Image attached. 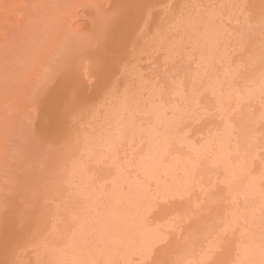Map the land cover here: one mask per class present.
I'll return each mask as SVG.
<instances>
[{
	"label": "bare ground",
	"instance_id": "bare-ground-1",
	"mask_svg": "<svg viewBox=\"0 0 264 264\" xmlns=\"http://www.w3.org/2000/svg\"><path fill=\"white\" fill-rule=\"evenodd\" d=\"M4 1L5 0H2V2ZM167 1L168 0H74L73 8H68V5L67 8L62 11H78L80 9V11H88V13H90V19L84 22V24H77L75 26L69 25V32L72 34L71 36L76 46H80L92 38H99L97 42H99L100 45L96 51L95 58L98 57L99 61H104V52L108 50H110L112 54L122 52V54H125L123 49L129 47L131 50L138 48L139 51L140 49L146 48L147 51V48L151 44L153 46L155 43L153 40L154 37H152L153 35H151L150 38V33L153 30L149 32V35H146L148 33L144 34V37L139 35L143 40L138 38V40L134 42L132 38H130V40L133 41L132 44H122V42H119L121 40L118 39L119 37L116 38L113 36L103 41V37H100V30L105 27L104 24L107 21L104 17L105 11H145L146 14H144L143 18L141 17L140 22L143 26L146 19L150 17L148 11H160V13L157 14L156 12L153 13L155 21H160V18L163 16V18H165V14L161 16V12L165 11L167 8L168 4L166 5V3H169ZM177 1L178 0H176V4H179ZM214 1L216 0L207 2ZM217 1L220 2L221 0ZM223 1L224 0H222V2ZM2 2L0 3L2 4ZM67 2L65 3L66 5ZM178 2H180V0ZM222 2H220L219 7V3L216 2V8L218 7V10L215 13L209 10L208 3L207 7H205L208 10L205 9V11H208L207 13L210 11L211 15H206V21H200V31L196 28L198 27L196 24L201 17L198 16L199 18H197V21L195 20L196 24L194 22L193 24L190 23L191 26L195 25V29L198 30L196 32L194 28L190 27L191 31L194 30V33L196 32V35L193 33L195 36L193 41H191L193 35H191L192 38H189L190 34L188 33L190 29L188 32L186 31L187 28H184L185 22H187L185 21L186 19L182 18L185 24L181 22L182 26L184 25L181 27L179 26L180 17H177L179 18V22L174 18L179 28H183L182 34L186 36L185 39L187 37L189 40L191 39L190 42L183 40L184 45H182V47H184L182 49L184 51L183 54H181V58H183L182 61L185 62L184 59L186 58L183 57L185 54L187 57V53L184 54L185 50H195L196 45H198V52L200 53L201 51V53L194 54V51L193 54L190 53L191 55H188L189 58L186 60L188 62L187 65H185V69L189 75V79L187 78L186 82H183V85L172 84L171 81H169V84H172L171 88L174 90L173 92L169 91L171 88L168 84V91L172 94H167V96H169V98L166 99L167 103L164 102L163 97L158 94H153L151 92L138 93L137 95H141V99L144 100L140 107L145 105V100L149 102H146L147 105L149 104V107H146V105L145 107L148 109L145 110L144 115L141 112L140 114L142 115L137 117L135 115L138 114H136L135 111V114H133L131 110L132 104L137 98L135 99V96H132V94H125L128 89L125 87L127 85L124 83L126 82L125 79L128 74L127 68L123 66L124 71L126 69L125 77H116V79L118 78L117 80L110 77L109 79H114L115 83L111 82L112 79L110 81L109 79L107 80L109 81L107 83L108 85L106 83L104 85L108 87L111 82L113 85L111 84L110 88L113 90V94H111L109 98H106L107 103L104 105L106 109L104 108L99 111L97 116L99 122L103 124L105 122V127L101 123L102 126H98V128L95 126L94 129L96 128L95 130L97 132L93 131V133L96 132V137L94 138V134L92 133V138L87 134L88 130L91 131L93 129H91V126L89 129L87 125L89 123H85V125H87L86 128H88H80L81 130H78L79 133L77 136L75 135L76 137H73V142L71 138V144L67 151H65L67 161L60 165V167H53L54 163L51 164L50 162L51 168L55 170L56 176L53 182L46 183L41 190L46 193V198L55 193L59 199L67 200L64 203V205L68 207L65 206L66 211H68V213L65 212V215L68 214L67 217L61 213L65 210H58L61 211L58 212L57 209L50 207L44 209L43 214L36 217L40 209L37 208V206L34 207V205L38 203L40 196L30 199L33 201L32 204H34V202L36 203L29 211H26V207L29 205V203L26 204L27 202L21 201L14 205V207L16 206L17 212L10 216L5 222L7 229L0 244V264H21V259L23 257L28 258L30 264H159L157 262L160 261V263H162L161 261L165 260L163 255H165L166 247L170 245L171 238L175 239L176 237L177 240H175L176 243H174V257L171 261L166 260L165 264H215V259L217 257L220 258L221 254L224 255L221 264H264V141L262 140L263 142H259L260 144L257 146L259 154L253 157L256 158V160L253 162H251V159L247 161L248 156L244 155L246 152L240 149L241 146L238 147L236 141V139H238L236 137L237 134L234 135L235 133H233L237 125H234L229 120V117H231L229 115L231 114L240 117L241 115L238 112H242L240 108H245V106L251 108L253 111L255 110V112L252 111L253 114L260 112L261 110L256 113V110L261 108V114L258 113L261 117L259 115L255 116V114L254 116L257 117L258 120L264 118V61H262L263 63L260 62L262 64L261 66H255L253 68L255 70L251 69L253 72L249 75L250 78L246 77L248 79H238V77H235V73L228 71L227 66L232 63L231 67H233V65L237 63L233 64L234 58L231 63L229 62V58L225 57L226 59H223V54L220 53L222 54V60L220 54H217L219 52L218 50L221 51L222 48L224 49L225 43H222L223 41L220 40L223 35L219 33L224 31V28H220V16H223V14L226 15L223 11L228 12L229 9H231L230 5L232 7V12L234 6L230 4L228 11H226L228 3L224 2L225 4H221ZM247 2H249L247 7L249 6L251 8L250 11L261 12L259 13V18L255 21L257 23V28L254 30L251 28L252 32H249L251 34L248 38L246 37L247 35L244 38L246 40V38L249 39L250 37V39L253 40V42L250 40L252 43L249 42L254 45V47L249 49L250 51H252V48H256L255 46L263 49L264 0H247L246 3ZM29 3L30 0H19L18 3L17 1L14 2L15 5H23L21 6L22 9L19 11H8L7 8H5L7 11H5V9L4 11H0V17H2L0 20L1 23L3 22L2 25H0V31H2L1 37H4H2L3 42H6L9 37L13 38L14 32H18L23 22L33 17V12L28 11L27 8ZM174 3L175 2H173L172 5ZM180 3H183V0ZM14 4L11 3V7L8 8L14 10ZM216 4L214 3L211 6L214 7ZM184 6H186V4ZM211 6L210 8L213 9ZM171 7H176V5L174 4V6ZM189 7L191 9L190 5ZM200 8H202V6ZM241 8L239 7V11H241ZM174 9H176L177 13L180 10H184L183 7V10ZM200 10L201 9L198 11ZM243 10L245 11V9ZM246 10L248 11L249 9ZM187 11H189V9ZM202 11L204 10L202 9ZM14 12H18L15 24L10 21V16L13 15ZM231 12L229 13L231 14ZM204 14H206V12H204ZM71 15L72 14L68 13L67 16L70 17ZM204 16L205 15H203V17ZM232 22L234 23V21ZM157 23H151L153 24V29ZM162 23L163 21H161V25ZM120 26L117 28L120 30L125 29V26ZM169 26L172 28V25ZM188 26L189 24L187 27ZM200 26H203V28ZM155 27H158V24ZM160 27L163 26H159V28ZM235 27L237 26L234 25V28ZM132 28L136 29L134 27ZM253 28L255 27L253 26ZM83 29L86 30L88 34H83ZM138 29L137 31H140V29ZM222 29L223 31H221ZM231 29H233V27ZM172 30L169 31L171 32ZM238 30L236 29L234 31ZM245 30L246 29H244V32L247 33L248 30ZM169 31L164 33L163 36L165 39L167 35L171 36L169 35ZM165 34L167 35L165 36ZM172 34L173 38H179L177 37V33L176 37H174L176 35H174V32ZM182 34L180 33L181 37ZM218 34L220 36H218ZM237 34L238 32L236 35ZM116 35L117 34H115V36ZM128 35L133 36L134 39L138 36H134V34ZM236 35L235 37L240 36ZM146 36H149V38L144 40ZM160 37L162 38L161 35ZM120 38H122L121 35ZM170 38L171 37L168 39ZM233 38L234 37H232V39ZM244 38L242 37V39ZM227 39L228 38H226V42ZM235 39L239 40V38ZM165 42H169V40ZM178 42L180 41L177 39V44H179ZM173 43L174 42H172V44ZM239 43L241 44V41L236 42V44ZM245 43H247V40L244 42V45ZM166 44L168 43H165V45ZM177 44L174 46L177 47ZM236 44H234V49H236ZM179 45L178 47L181 46ZM228 45L229 42L226 48ZM158 46L162 48L160 47V49H158V55L156 54V69L154 67L155 70L153 69L154 72L152 71L150 75L148 74L150 70L146 73L150 66L145 71V77H148L147 74L149 77L153 76L154 81L157 78L162 80L165 74L170 72L169 69L172 66L171 61L173 60L174 62V59L170 60V57L173 58V55L169 56L168 53V49L170 50L172 47L169 48L168 46L167 49L164 45L158 44ZM241 46L244 49L246 45L244 47L243 45ZM219 47L222 48L218 49ZM258 48L255 49L257 52L255 53L259 56L258 51L260 52V50ZM242 50L240 51L242 52ZM136 51L138 50L136 49ZM150 51L148 50V52ZM155 51L157 52V50ZM240 51L238 48L237 53L241 55H236V57L239 61H243L242 58L244 59V54L240 53ZM141 52L143 51L141 50ZM169 52L171 55V50ZM247 52L248 51H246V53ZM130 53L128 52L127 54L128 59L131 58V55L129 57ZM232 53L233 51L231 54ZM215 54L220 57H216ZM262 55L264 56V52ZM153 56H155V52ZM249 56L250 55H248V57ZM253 56L255 57L256 55L253 54ZM114 57L117 59L116 55ZM120 57L122 58V55H120ZM143 57L142 59L146 61L147 56H145L146 58ZM177 57L180 58L178 55ZM229 57L232 59V56ZM251 57L252 54L249 57L252 61L254 57ZM135 58L138 60L136 56ZM151 59H154V57ZM131 60L128 61L125 57L124 62L128 61L130 64L132 63ZM120 61H123V59H120ZM175 61L178 63L176 59ZM178 61L180 60L178 59ZM235 61L238 60L236 59ZM42 62L40 61L37 63V71L42 67ZM145 63L148 64L149 62ZM116 66L118 65L116 64ZM120 66L122 67V65ZM137 66L139 67L140 65ZM143 67H146V65H143ZM152 67L151 65L150 69H152ZM118 68L120 67L118 66ZM94 70L95 67L93 65L83 66L79 62L73 64L67 81L75 99H83L85 97L88 83ZM120 70L118 69V71ZM219 71H222L221 74ZM120 72L123 73V71ZM120 72L119 74L122 75ZM186 72L184 70L185 74H187ZM217 72H219L221 76H216V74H218ZM117 73L116 75H118ZM142 73L144 76L145 74L143 71ZM139 74L138 77L142 78ZM182 74L183 73H181V75ZM247 74H249V70ZM166 76L164 77L165 80L169 78V76L167 78ZM171 76H173V74H171ZM214 76L220 78L216 79ZM173 77L174 80L177 76ZM129 78L130 77H128V79ZM139 78L138 83L140 81ZM214 78L217 81H211L214 80ZM103 79L101 78L99 82H103ZM142 79H144V77ZM145 80L147 79L145 78ZM148 80H150V78H148ZM153 80H150V82L152 81V84H155ZM209 80L211 81L210 83L207 82ZM128 83L129 82H127V84ZM206 83H209L210 87L212 83V87L208 89L209 85L206 86ZM176 85L178 88H176ZM129 86L130 85L127 87ZM173 86L175 88H173ZM199 86H201L200 88L202 89L197 91ZM203 86L208 87L207 89L210 91L205 90L206 87L203 88ZM185 87L187 90H185ZM124 88H126V90H124ZM131 89L128 90V92L131 91ZM130 93H132V91ZM180 93L188 94V97L184 95L190 103L186 102L187 100L183 99ZM55 94L56 93L53 95L55 97L52 96L54 98V100L52 99L53 103L48 102L43 104H47L45 109L46 123L38 126L39 131L41 130L40 133H43V135L48 134H45V129H43L44 125L52 129L55 128L56 122L54 120L59 116L57 112L61 111L60 115H62V107L70 96L69 93L64 91ZM118 94L120 95L118 96ZM193 96L197 98L193 100ZM117 97H120L119 100H121L115 103L116 106L114 105L115 108L113 109L111 106L114 104ZM189 98L193 100L192 103ZM151 102L154 104L157 103L159 106H151ZM197 108L200 109V111L205 110L208 114L211 112L209 116L207 115L209 119L207 121L203 119L205 121L202 123L198 122L199 125L196 124L197 120L194 119L197 115H193L194 118L192 117L194 109ZM242 110L244 109L242 108ZM205 111L203 112L204 114L206 113ZM195 113L197 114V112ZM203 113L201 114L204 115ZM188 114L189 116H187ZM258 116L260 118H258ZM107 120H111V124H108ZM136 120L140 122V124H135ZM238 120H240V118ZM263 120L262 123H260L261 121H258V123L261 124L259 126L260 129L264 131ZM235 121L233 122L235 123ZM240 123L242 124V122ZM255 123L254 121L252 124L254 125ZM57 126L58 125H56V127ZM217 127H219V129H217ZM220 127L222 128L220 129ZM208 132L214 136H211ZM258 140H260V138ZM74 160H85V162H83L84 169L83 166L75 164L73 162ZM50 173H53V171ZM76 181L81 183L78 185V188L76 187L77 185H75L77 184ZM72 182L75 184L73 185ZM72 186L76 188L74 187L75 189H72ZM213 191L221 194L223 202L222 205L220 204V210L216 214H214V212V216H211V219L207 217L205 221H203L204 219H200L201 221L199 223L195 222L197 226L194 229L191 227V231H183L185 224L184 226L181 224L177 225L178 222L176 223L174 221L172 217L173 214L180 211H187L191 208L193 209V207L203 200L209 192ZM73 192L74 194H72ZM75 194L76 198H79L78 195L80 194L83 197L80 196V200H77L75 199ZM17 199H19V197ZM70 210H72V212ZM74 210L76 211L74 212ZM73 212V215L69 214ZM258 220H260V222ZM36 228H40V230L35 232L34 230H36ZM256 229L258 232H254ZM32 231L35 233H32ZM224 240H227L228 245L221 254H218L217 250L219 249V245H217V243ZM190 247L192 248L190 249ZM170 248H172V246ZM221 250L222 249H220L219 252H221Z\"/></svg>",
	"mask_w": 264,
	"mask_h": 264
},
{
	"label": "rangeland",
	"instance_id": "rangeland-1",
	"mask_svg": "<svg viewBox=\"0 0 264 264\" xmlns=\"http://www.w3.org/2000/svg\"><path fill=\"white\" fill-rule=\"evenodd\" d=\"M6 1L7 0L2 2V0H0V2H2V4L0 3V11H4L5 8H7L8 11H19L20 9H22V7H21V6H23L22 4H19V5L14 4V2H16V1L18 3L19 0H13V1L11 0L12 2L10 0H8L7 2ZM178 1H177V3H179V4H176V0H173V1L168 0L167 1L169 3H166V5L168 4L170 7L167 5V8L165 9V11L161 12V16H163V14H165V18H163L164 16L161 17L160 21H158V20L155 21V16H153V13L156 12V14H157V13H160V11L159 12L148 11V13H149L148 15H150V17H148L149 20H148V18L146 19V21L148 23L145 21V24H147V25H145L143 23L144 24L143 26H142V24H140V22H141V17L143 18L144 14H146L145 11H125V12H123V11H105L104 17L107 19V21L104 24L105 27L100 30V32H101L100 37H103L102 38L103 41L105 39H108L111 36H113L116 38L119 37L118 39L119 40L121 39L119 42L120 43L122 42V44L126 43L125 45H127L129 43L132 44L133 41L136 42V40H138V38L143 40V38L139 37V35L140 36L142 35V37H144L145 36L144 34L148 33L146 35H149V32H151L152 30H153L152 32L154 33V34L152 32L150 33V38H151V35H153L152 37H154L153 40L155 41V43L153 46L151 44L147 48V51H146V48L140 49V51L138 48H136L139 51L138 52V51H136V49L131 50V48L129 47V48L123 49L125 54H122L123 50L121 51L122 53H113L117 56V59L119 60V62L117 59H115L116 58V57H114L115 55H113L112 52H110V50L104 52V61H99L98 57L95 58L96 57V51L100 45V43L97 42L99 40V38H97V37L92 38L89 41L84 42L80 46H76L74 44L73 38L71 36L72 34L69 32V28H68L69 25L75 26L77 24H82V23L84 24V22H86L90 19L89 18L90 13H88V11H80V9L78 11H62V10H65V8H67L68 5H69L68 8H73L74 7V0H71V1L70 0H32V1L30 0V3L28 4L27 8H28V11L33 12L32 13L33 17L26 19L23 22L22 26L18 29V32L17 31L14 32L15 34L13 35V38L9 37L6 42H3L2 40L4 37L3 36H2L3 38L1 37L2 31H0V45H1L0 46V244H1L3 238L6 234L7 228L5 226V222L10 216H12L13 214H15L17 212L16 206L14 207V205H16L17 203H19L21 201L27 202L26 204L29 203V205L26 207V211H29L30 208L33 207V205L36 203V202H34V204H32L33 201H31L30 199L40 196V198L38 199V203H36L34 205V207L37 206V208L40 209V211L37 213L36 217H38V215H42L43 210L48 209L49 207L53 208V209H57V211L58 210H61V211L65 210L62 212L58 211L64 215H65V212L68 213V211H66L67 206L64 205V203L67 201L66 199H59L57 197V194H55V193H53L52 196H50V197L48 196L46 198L45 197L46 193L42 192L41 190L43 189V186L46 185V183L48 184V182H51V181L53 182V180L56 176L55 172H54L55 170L53 168H51V164L54 163L53 167H60V165L64 164L67 161L65 151H67L68 147L71 144V138H72V142H73L74 141L73 137L75 138L77 136V134L79 133L78 130L80 128L87 129L88 127L86 128V126L88 125L89 129H90V126H91L92 127L91 129H93V130H91V131L88 130L87 135H90V137H92V138L94 136V138H95L96 137L95 133L97 132L95 129L98 128V126L100 127L102 125L105 127V125H106L105 122H104V124L102 122H99V119H97V116H98L99 111H101L105 108L104 105L107 103L106 98H109V96L111 94H113L112 93L113 90L110 88V86L112 84L111 82L115 83V80H117L118 78H120L122 76L125 77L124 75L126 74L125 73L126 69L124 71L123 66L125 68H127V73L132 75L135 78L134 79L132 76H130L128 74L126 75L127 78L125 79L126 82H124V83H125V85H127V86L130 85V86L129 87L125 86L128 89L126 90V88H124V90L127 91L125 94H127V93L129 95L132 94V96H135L134 97L135 99L137 98V100H135L133 102L132 107H131L133 114H135V113L138 114V115H135L137 117H140L142 115V114H140L141 112L144 115L145 110L148 109L146 107H149L148 106L149 104L148 105L146 104V102H147L146 100L144 102L145 105L143 104L144 106L140 107V105H142L144 100L141 99V97H140L141 95H137L138 93L151 92L153 94H158L161 97H163L164 102L167 103L166 99L169 98V96H167V94L171 95L172 94L171 92H173V90H174L171 88L172 84L174 83V84H178V85H180V84L183 85V82L184 81L186 82V79L189 77V75L185 69L186 68L185 65H187V62H188L186 60L189 58L188 55L193 54L194 51H195L194 54H200L201 53L200 49H199L200 53L198 52V50H197L198 45H196L195 50L188 49L187 50L188 52L185 50L184 54L187 53V57L185 54L183 56L184 58H186V59H184L185 62L182 61L183 58H181V56H182L181 54H183V51H184L182 49L184 47V46L182 47V45H184V41L190 42L191 39L189 40V38H192L191 35H193L194 30L196 32L198 31L195 29L196 26L195 25H194L195 27L193 25L191 26L190 23L193 24V22H194L196 24L197 18L201 17L200 19H198L199 21H197V24H196L198 26L196 28L199 29V25H201L200 21H206V15H208V16L211 15L210 11H209V13H207L208 11H205V9H207L205 7H207L208 3H209V5H208L209 10H212V12L215 13L218 10V7L220 6V2H222V0L220 2L217 0L214 2H207L210 0H186V2H185V0H183V3H180L182 0H180V2H178ZM231 1H233V2H231ZM246 1L245 0L244 1H242V0H236V1L235 0H226L225 1L224 0L221 3V4H225L226 2L228 3V8L226 11H228L230 4H232V6H234V7H233V10L231 12L232 7L230 5L231 9H229L228 12L223 11V13H226V15L222 13L223 16L222 15H221L222 17L220 16V18H221L220 19V21H221L220 28H224V31H223V29L221 30L224 33L222 32L219 34L223 35L220 40L223 41L222 43L225 42L224 43V49L225 50L221 47L222 52L220 50H218L219 52L217 54L222 53L223 55L220 54V56L222 55L223 59L229 58L230 63L233 62V58H234L235 63L233 62V64H236V63L237 64L233 65V67H231L232 63H231V65L228 64L230 67L227 66V68H228L229 72L235 73V77L236 78L238 77V79H240V78L241 79L242 78L248 79L246 77L250 78L249 75L251 74V72H253V70H255L253 68L257 65L261 66L262 65L261 63H263L262 61H264V56L262 55L264 52V48L260 49V48H258V46H255L261 52L260 53L258 51V53H259V56H258V54H256L257 53L255 50L256 48H252V51L249 50V49H251V47H254V45L251 44L253 42V40L250 39V37H249V39H247L248 36L251 34L249 32L250 31L252 32L251 28L253 30L257 28V23L255 21L259 18L258 16H259V13L261 11L260 12L259 11H256V12L250 11L251 8L249 6L247 7V5H249V2L246 3ZM66 2H67V5L65 4ZM173 2H175L174 4L176 5V7L172 8L171 6H174V4L172 5ZM216 2L219 3L217 8H216V6H217ZM11 3H13L15 5L14 10H10L11 8H8V7H11V5H10ZM214 3L216 5L214 7L211 6ZM180 4L182 5L183 9L185 7L186 8L183 10ZM185 4H186V6H184ZM237 4H238V6H237ZM239 4H240V6H239ZM189 5L191 6L192 10L190 9ZM241 5H242V8H241ZM201 6H202V8H200ZM203 6H204V8H203ZM210 6L213 7V9L215 8L216 10L211 9ZM194 7H196V8H194ZM237 7H238V9H237ZM239 7L241 8V11H239ZM174 8L182 9L183 11L180 10L177 13L176 9H174ZM188 9H189V11H187ZM199 9H201V10L198 11ZM202 9L204 11H202ZM243 9H245V11ZM246 9H249V10L247 11ZM7 10L5 9V11H7ZM150 12H152V13H150ZM204 12H206V14H204ZM229 12H231V14ZM17 13L18 12H14V14L10 16V18H11L10 21L14 22L13 24L16 23ZM68 13L72 14V15L69 17V16H67ZM182 15H183V17H182ZM200 15H202V16H200ZM203 15H205V16L203 17ZM224 15L227 18H225ZM208 16H207V18H208ZM177 17H180V19H181V20H179L180 21L179 26H181V27L184 26V25L182 26V24H181V22L183 23L182 18L186 19L185 21H187V22H185L186 24L185 23H183V24H185L184 28L185 27L187 28L186 31H188L190 29L189 30L190 32L188 31L189 32L188 34H190L191 37L190 36H189V38L187 37L188 40H187V38L185 39L186 36H184L182 34L183 28H179L178 24L175 23V21H176L175 19H177V21L179 19ZM0 18H2V17H0ZM229 20H231V21H229ZM154 21H155V23H157V22H159V23H157L158 27H155V26H157V24H156L154 26V29H153V24H155ZM161 21H163L164 24L162 23V25H161ZM232 21H234V23ZM198 22H199V24H198ZM226 22H228V23H226ZM2 23L0 20V25H2ZM151 23H153V24H151ZM137 24L139 27L137 26ZM188 24H189V26L187 27ZM229 24H230V26H229ZM233 24L237 27L234 28ZM120 25L125 26V29L120 30L119 28H117ZM169 25H172V28ZM226 25H227V27H226ZM159 26H163V27L159 28ZM231 26L233 27V29H231L232 28ZM253 26L255 28H253ZM132 27H134V28L138 27L140 29V31H137L138 28L133 29ZM142 27H143V29H142ZM190 27L194 28V30L192 29L193 31H191ZM200 27L203 28V26H200ZM228 28H229V31L231 33L228 31ZM168 29L169 30L174 29V30H172L174 32V35L176 33L178 34V36L176 34L174 37H176V36L179 37L177 39H178V41H180L178 43L181 46L179 44H177V39L173 38V36H172L173 32L172 31L170 32ZM236 29L237 30L240 29V30L234 31ZM244 29H246L245 31L248 30L247 33L244 32ZM132 31H134V32H132ZM168 31L170 33L169 35H171V36H168L167 34H165V36L166 35L168 36V37L166 36V39H165V37L163 35H164V33L168 32ZM199 31H200V29H199ZM179 32L182 34V37H181ZM196 32L194 33V35H196ZM237 32H238V34L236 35ZM233 33H235V34H233ZM83 34H88V32L83 29ZM115 34H117V35L115 36ZM128 34H130V35L134 34V36H137V35L138 36H137V38L135 37L136 39H134L133 36H129ZM219 34H218V36H220ZM120 35L123 38V40H122V38H120ZM160 35L162 36V38L160 37ZM194 35H193V38L191 41H193V39H195ZM235 35L236 36L240 35V36L235 37ZM245 36L247 37L246 40H247L248 44L245 43L246 46L248 45L247 47L244 45V42L246 41L244 38ZM163 37L165 40L163 39ZM169 37H171L173 39L172 40L170 38L171 42H170V39H168ZM232 37H234V38L232 39ZM242 37L244 39H242ZM130 38H132L133 41H131ZM147 38H149V36L148 37L146 36V38L144 40H146ZM226 38H228L227 42H226ZM235 38H239V40L235 39ZM156 40H157V42H159V41L160 42L157 43ZM166 40L167 41L169 40V42H165ZM239 41H241V44L240 43H239L240 45L236 44V42H239ZM172 42H174V43L172 44ZM228 42H229V45H228L229 47L227 46V48H226V45L228 44ZM249 42H251V43H249ZM165 43H168V44L165 45ZM158 44L159 45L161 44L162 46L164 45L165 48H167V49H168V46H169V48L172 47V49L170 48L171 52L175 49L171 53V55L169 52L170 50L168 49L169 56L173 55V58L170 57V60L174 59V62H175V64H174L173 60L171 61L172 66L169 69L171 73L168 72L165 74V76L167 75L166 78L169 76L170 80H169V78H167V80H165V78H164L165 76L163 77L162 80H159L157 78L155 81L153 80V76L149 77V75L152 73V71L154 72V70L156 69L155 62H156V58L158 55V49H160V47H161V46H158ZM176 44H177V47H175ZM234 44H236V49H234L235 48ZM178 45L180 47H178ZM237 45H238L239 51L243 49L241 45H243V47L245 46L244 49L242 50V52L240 51V53L244 54L243 55L244 59L246 58L245 60L242 58L243 61H241V60L239 61V59L236 57V55L237 56L241 55V54L237 53V51H238ZM151 46H152V48L153 47L154 48L152 49ZM155 47H157V48H155ZM230 47H231V49H230ZM232 47H233V50H232ZM240 47H241V49H240ZM150 48H151V51H150ZM221 48L219 47L218 49H221ZM245 48H247V49H245ZM128 49H130V50H128ZM176 49H178V50H176ZM253 49H254V51H253ZM141 50L143 52H145L146 54L141 52ZM148 50L150 52H148ZM155 50H157V52ZM232 51H233V53H232L233 55L231 54ZM246 51H248V52L246 53ZM128 52L129 53L132 52L129 54V57L131 55L130 59L127 58ZM154 52H155V56H153ZM244 52L247 54V56ZM249 52H251V53H249ZM137 53H138V55H137ZM140 53H143V54H140ZM175 53L180 58H178ZM234 53H235V55H234ZM251 54H252L251 58L254 57L253 54L256 55L252 59V61L249 58L251 56ZM120 55H122V58L120 57ZM139 55H141V56H139ZM144 55L147 56V58ZM248 55H250V56L248 57ZM135 56L138 58V60L135 58ZM215 56H216V54H215ZM217 56H219V55H217ZM222 56L220 57L221 59H222ZM229 56H232V59ZM233 56H235V57H233ZM125 57H126V60H128V61H130L132 58L133 59L135 58L136 60L135 59L134 60L136 62L133 59L131 60L132 63H130V64L128 63V61L124 62ZM142 57L146 58V61L143 60ZM152 57H154V59H151ZM176 57L180 61H178V59ZM260 57H263V58H260ZM235 58L239 62L235 61L236 60ZM120 59L121 60L123 59V61H120ZM139 59H141V60H139ZM175 59L177 60L178 63H176ZM247 59H248V61H247ZM42 60H43V62H42ZM40 61L43 64H42V67L39 69V71H37V66H38L37 63ZM227 61H228V59H227ZM75 62H79L83 66L93 65L95 67V70L91 74V78H90L89 83H88V89H87L85 97L83 99H75L73 97V94H72L71 89H70V85L67 81L70 70H71V68ZM114 62H116V63H114ZM120 62H122L125 65H123ZM145 62H149V63L147 64ZM126 63H128L129 65ZM116 64L121 68V70H120V68H118V66H116ZM119 64L122 65V67ZM126 65H128V66H126ZM137 65H140V66L138 67ZM143 65L144 66L146 65V67H143ZM151 65L153 66L152 69H150ZM174 66H176V67H174ZM260 66H258V67H260ZM128 67H129V69H128ZM154 67H155V69H154ZM258 67H256V68H258ZM172 68H174V69H172ZM118 69L120 71H123V73L118 71ZM146 69H147L146 73H148V70H150V72L148 73L149 75L147 74L148 77H145L146 76V73H145ZM175 69H176L177 73H176ZM251 69H253V70L251 71ZM179 70H180V72H179ZM184 70L187 74L184 73ZM248 70H249V74H247ZM117 71H118V73H117ZM142 71L145 74L144 76H143ZM119 72L122 73V75L119 74ZM219 72L221 74L222 71H219ZM219 72H217L218 74H216V73H214V74H216V76H221L219 74ZM116 73L118 75H116ZM175 73H176V75H175ZM181 73H183L182 74L183 76L181 75ZM112 74H114V75H112ZM138 74H139V76H142V78L144 77V79H142L141 77L139 78ZM171 74H173V76H177L176 79L173 80V78H175V77L171 76ZM184 74H185L186 78H185ZM179 75H181V76L178 77ZM110 77L115 78V80L111 78L112 81L109 83V86L107 87L104 84L105 83L107 84L111 80V79H109ZM116 77H118V78L116 79ZM128 77H130V78L128 79ZM137 77L140 80L139 83H138ZM101 78L102 79L104 78L105 80L103 79L102 80L103 82H99V80ZM145 78L147 80H145ZM148 78H150V80H153L155 82V84H152V81L150 82V80H148ZM215 78L219 79L220 77H215ZM215 78H214V80H211V81H217ZM108 79H109V81H107ZM133 79H134V81H133ZM177 79H178V81H177ZM158 80L161 82H159ZM175 80H176V83H175ZM130 81L131 82L133 81V82L131 83ZM162 81H163V83H162ZM169 81H171V83H172L171 85L169 84L170 83ZM211 81L209 80L207 82L210 83ZM127 82H129V83L127 84ZM177 82H179V83H177ZM209 83H206V86H208ZM168 84H169L170 88L172 89V90L171 89L169 90L171 92L168 91V89H169ZM166 85H167V87H166ZM135 86H136V88H135ZM174 86H173V88H175ZM206 86H203V88ZM133 87H134V89H133ZM200 87L201 86L198 87L199 89H197V91L202 89ZM211 87H212V83H211ZM211 87L209 85V88L206 87L205 90L210 91L208 89H210ZM176 88H178V86ZM130 89H131L132 93H130L131 91L128 92V90H130ZM166 89H167V91H166ZM185 90H187L186 87H185ZM63 91L69 93L70 96H69L68 101L66 103H64V105L62 107L63 110L61 109L62 115H60L61 111L57 112L59 116H57L56 120H54L56 122V125H58L59 127L58 126L56 127V125H55V128L52 129L51 127H45V125H44L43 129H45V134L46 133H48V134L43 135V133L42 134L40 133L41 130L39 131V129H38V126L40 124L46 123V117H45L46 111H45V109H46L47 104L46 105H43V104L48 103V102L53 103L52 99L54 100V98H53V97H55V96H53L54 93L58 94L59 92H63ZM183 91H184V88H183ZM133 92H134V94H133ZM163 94H164L165 98H164ZM180 94H181V97L183 99L187 100L186 102H189L187 99L188 94H186V93H180ZM182 94L187 95V97L185 95L183 97ZM119 95L120 94H118V96ZM194 97L195 96H193V100H195L197 98V97H195V98ZM119 98L117 97L116 101H114V104L111 106V108H113V109L115 108V106H116L115 103H117L118 101L121 100V99L119 100ZM190 98H192V97H190ZM190 98H189V100L192 103L193 100ZM147 103H149V102H147ZM151 103H152L151 106H159V104H157V103H155V104L153 102H151ZM48 105H50V104H48ZM242 108L244 110H242ZM242 108H240L242 112H240V111L238 112L241 115L240 117H238V116L236 117V115L233 116V114L229 115L232 118L229 116L228 117H229V120L234 125H237V126H235L236 130L235 131L233 130L234 131L233 133H235L234 135H236V134L239 135V136L236 135V137L238 138V139H236L238 147L241 146L240 149H243L244 152H246L244 155L248 156L247 161L251 159V162H253L256 160V158H253L254 155L256 157L259 154V151L257 150V146L261 142L264 141V133H263L264 131L261 130L259 127L261 125L260 123H262V120L264 118L262 120H260V119L258 120L257 117H255L256 115L261 114V112H262L261 108L259 110H256V113H257V111H260V110L261 111L258 112L259 114L254 113L255 116L253 114V112H255V110L253 111L251 108H248L247 106H245V108L244 107H242ZM138 110H141V111H138ZM197 110L200 111V109L197 108V109H194V111H193L194 114H192V113L191 114H192V117H193V115L194 116L197 115V117H195V118L193 117V118L197 120L196 124L199 125L198 122L202 123L203 121H205L203 119H206V121L209 119L208 116L211 114V112H209V114H208V112H206L204 110L206 112L204 114L203 110L200 112ZM134 111H135V113H134ZM195 112H197V114ZM201 113H203L204 115H202ZM187 116H189V114ZM259 116L261 117V115H259ZM259 116H258V118H260ZM235 117H236V119H235ZM197 118L199 119V121ZM237 118L238 119L240 118V120H238ZM232 120L235 121V123ZM247 120H248V122H247ZM249 120H250V122H249ZM107 121H108V124L109 123L111 124V120L110 121L107 120ZM254 121L258 125L256 123H255L256 126H255V124L253 125L252 123H254ZM258 121L259 122L261 121V122L258 123ZM240 122H242V124ZM85 123L86 124L89 123V124L85 125ZM138 123L140 124V122H137V120H136L135 124H138ZM263 123H264V120H263ZM247 124H248V126H247ZM95 126H96V128L94 129ZM221 128L222 127H220V129ZM217 129H219V127H217ZM217 129H215V130H217ZM215 130H214V132H215ZM93 131H96V132L93 133ZM210 131H212V130H210ZM260 131H263V132H260ZM42 132H44V131H42ZM209 132H208V134L212 133V132H210V133ZM212 134H210V135L214 136ZM259 138L261 141L258 140ZM50 162H51V164H50ZM73 162L75 164H77L78 166H83L84 165L83 162H85V160H83V161L74 160ZM33 169L36 173L33 171ZM50 169L53 171V173H50V172H52ZM83 169H84V166H83ZM74 182H72L73 185L75 184ZM76 183L77 184H75V185H77L76 187L78 188V185H80L81 183L77 182V181H76ZM74 187L75 186H72V189L76 188V187L75 188ZM213 192H209L203 198V200H201L195 207H193V209L191 208L190 210L182 211V212L180 211L178 213H174L175 215L173 214L172 217L174 218V221L176 223L178 222L177 225L181 224L184 226V224H185V226H184L185 228L183 231H185V232L188 230L191 231L192 229H194L197 226V223H199L202 219H204L203 221H205V219L207 220V217H208V219H211V216H214V214H216L220 210V207H221L222 202H223L222 198H221V194L220 193L218 194L216 192H214V194H213ZM75 193H76V191H75ZM72 194H74V192ZM74 196H75V199H77V200L78 199L80 200V196L83 197L81 194L78 195L79 198L78 197L76 198V194ZM18 197H19V199H17ZM30 201H31V205H30ZM56 207H58V208H56ZM69 209H71V208H69ZM72 210H73V208H72ZM72 210H70V211L72 212ZM75 211L76 210H74V212ZM74 212L69 213V214L73 215ZM67 215L68 214H66L65 217H67ZM68 217H70V216H68ZM181 221H183V222H181ZM258 221L260 222V220H258ZM195 222H197V223L195 224ZM188 226H189V229H188ZM186 227H187V229H186ZM191 227H192V229H191ZM39 230H40V228L39 229L36 228V230H34V231L38 232ZM34 231H32V233H35ZM58 231H59V229H58ZM58 231L56 230L57 233H58ZM255 231L258 232L257 229L254 230V232ZM252 232H253V230H252ZM175 240H177V237L175 239L171 238L172 244L170 241V245L166 247V250L164 253L166 256L163 255V258H165V260L161 261L162 263H160V261L157 263L165 264L166 260L171 261L173 259V257H174L173 253H174V248H175L174 243H176ZM217 245H219V249L217 250L218 254H221L222 251L226 249L228 242H227V240H224V241L217 243ZM171 246H172V248H170ZM192 247H190V249ZM220 249H222L221 252H219ZM50 253H52V252H50ZM55 255H56V253H55ZM54 256H52V257H54ZM222 258H224L223 254H221L220 258L217 257L215 259V261H216L215 264H221L223 262ZM21 264H30V260L28 258L23 257L21 259Z\"/></svg>",
	"mask_w": 264,
	"mask_h": 264
}]
</instances>
